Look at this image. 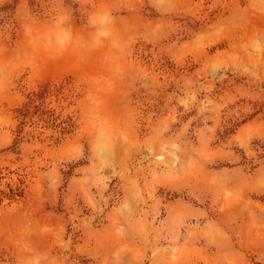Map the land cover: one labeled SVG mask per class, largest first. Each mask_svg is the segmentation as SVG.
Instances as JSON below:
<instances>
[{"label": "rangeland", "instance_id": "rangeland-1", "mask_svg": "<svg viewBox=\"0 0 264 264\" xmlns=\"http://www.w3.org/2000/svg\"><path fill=\"white\" fill-rule=\"evenodd\" d=\"M0 264H264V0H0Z\"/></svg>", "mask_w": 264, "mask_h": 264}]
</instances>
